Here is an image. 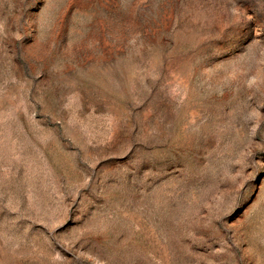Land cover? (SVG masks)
<instances>
[{"label": "rangeland", "instance_id": "1", "mask_svg": "<svg viewBox=\"0 0 264 264\" xmlns=\"http://www.w3.org/2000/svg\"><path fill=\"white\" fill-rule=\"evenodd\" d=\"M0 264H264V0H0Z\"/></svg>", "mask_w": 264, "mask_h": 264}]
</instances>
